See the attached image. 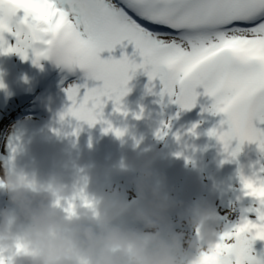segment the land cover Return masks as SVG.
<instances>
[{
  "label": "bare ground",
  "instance_id": "1",
  "mask_svg": "<svg viewBox=\"0 0 264 264\" xmlns=\"http://www.w3.org/2000/svg\"><path fill=\"white\" fill-rule=\"evenodd\" d=\"M57 1L69 10L70 17L74 20L81 35L89 39L105 56L109 66L108 79L106 83H100L101 89L98 94L107 90L111 85L118 86L116 98L124 101H145L148 104L147 113L143 116L136 135L128 140L108 127L98 126L81 112L82 93L94 91L96 86H99L97 81L81 77L64 85L68 111L64 118L58 120L65 129L66 137L82 150L84 157L89 161L91 182L87 187L82 188L71 181L66 170L57 162L52 146L46 137L45 118L32 116L29 110L24 108L27 100L13 102V96L6 98L11 100H7L6 105L0 104V128L4 125L3 121L7 122V117L11 116L9 111L21 110L30 115L16 124L18 126L10 138L9 155H7L8 158L5 157L8 162L6 165L9 166L6 171L12 175H9L11 183L9 184L7 181L8 192L4 205L7 208V220L0 231V246L11 245L22 239L24 235L33 233L34 226L43 217L56 210L57 207L76 201L85 192L93 191L95 193L99 190H107L114 195H127V190L132 189L135 175L131 173L118 175L115 172L114 168L120 154L123 151L135 149L146 142H153L157 145L160 141H164L165 133L169 132L168 134H170L174 131V122L171 131L170 125L176 119L177 111L170 105V100H172L170 98L173 97L170 91L174 90L175 92V88L174 85H169L164 80L168 77L174 78L176 74L174 71H163L162 59L175 52L194 51L208 42L198 36L178 38L151 32L128 17L114 0ZM88 24L97 31V36H89L87 27L90 26ZM5 25H10V22ZM222 35L225 37L237 36L236 34ZM238 35L264 36V24L247 34ZM158 63H160V68H158ZM230 72L234 76H242L244 82L247 81L248 75L258 77L262 74L255 64H241L236 62L232 56L223 54L205 66L202 78L208 87L216 89L220 80ZM133 75L143 80L140 85L131 83ZM59 82H63L62 77L59 78ZM198 86L196 82H189L188 89L192 92ZM163 91L168 93V97L158 96V93ZM207 103L208 100L198 107L190 105L187 111L188 122L195 123L194 127L189 129L188 134L190 141L197 148H202L203 131H206V127L216 119L211 116L214 104ZM255 126L259 135L258 139H263L264 98L261 99L257 109ZM226 136L228 137L227 132H225L223 140L227 138ZM262 143L264 146V140ZM263 150L261 147L250 154L254 165L260 169L262 177L264 175ZM165 163L166 161L161 164V167ZM191 164L195 165L198 172L212 168L219 170L220 188H228L230 176L227 172L228 162L225 157L220 156L215 165L213 163L205 165L199 158L192 161ZM184 166L185 163L182 162L179 167H172L176 173H180ZM179 182V177L173 173L161 176L158 172L157 175L152 176L154 189L174 200V206L177 201L176 189ZM193 182L186 186L193 192H204L210 197L212 194L215 197H220L222 194L220 191L214 194L210 187L205 188L196 179ZM235 191L236 188L233 198H229V202L232 199L234 204L230 219L236 212ZM245 202L246 208H249V201ZM225 217L227 220V215L224 214L218 221H215L216 229L225 222ZM147 222L131 220L124 224V227H134L136 232H140V225L151 224ZM117 224L116 222L107 224L92 220L77 221L67 227L42 231L34 235L29 247L18 256L8 260L0 257V261L4 259L5 264H137L133 257L136 255L133 248L123 246L116 238L115 232L119 228ZM162 231V228L156 230L152 235L154 241ZM218 231L221 234L222 242L217 249L221 250L224 236L221 230L218 229ZM241 235L243 236L242 248L249 249L254 241L258 240L248 230L243 231ZM196 238L203 245L202 237L198 235ZM198 242L196 244L191 242L190 246L200 254L202 252L199 251ZM208 250L205 248V251ZM153 251H157L154 242L148 252ZM240 251L245 253V257L246 251L242 249ZM136 259L138 260V256Z\"/></svg>",
  "mask_w": 264,
  "mask_h": 264
},
{
  "label": "rangeland",
  "instance_id": "2",
  "mask_svg": "<svg viewBox=\"0 0 264 264\" xmlns=\"http://www.w3.org/2000/svg\"><path fill=\"white\" fill-rule=\"evenodd\" d=\"M74 15V14H73ZM88 26H90L88 24ZM87 31L89 36L94 37L97 36V31L94 28L87 27ZM0 43L8 50V52L13 56L16 65L18 66L21 80L18 85V93L13 98V102H16L17 100L22 101L20 98V92L21 89L28 85V74L31 72V65H30V40L26 36L25 33H23L20 29L13 27L12 24L9 27H5L2 24H0ZM158 68H160V63H158ZM167 83V80H165ZM66 84V82H65ZM161 93H158V96H160ZM2 89L0 86V104L6 105L5 99L2 97ZM18 102V101H17ZM27 103V101H25ZM212 102V101H211ZM25 103V104H26ZM213 103V102H212ZM195 104V103H194ZM22 105V104H20ZM23 106V105H22ZM209 106V105H208ZM25 109L26 108L24 107ZM11 116L7 117V122L5 120L3 121V126L0 128V176L7 179V181L10 182L9 175H12L10 172H7L6 169H8L6 164L8 162L5 160V157L8 158V147L10 144V138L11 135L14 134L15 128L18 126L17 123H20L21 120L30 114L28 112H22L21 110L17 111H9L8 112ZM211 116H214L216 118L210 125L206 127V131L204 132V142L202 145V153L201 156V162L205 165H208L213 162V146H212V135L215 130H217L220 126H222V123H224L227 120V116L224 113H218L214 111L212 108V114ZM221 118V121H217V119ZM174 120L171 122L170 130L172 129ZM264 132V131H263ZM169 132L164 134V137H167V134ZM209 136V141H207V137ZM258 131H257V139H258ZM261 138V134H260ZM259 140V139H258ZM263 139L259 140V145L264 149ZM161 144V141L159 142V145ZM264 151V150H263ZM240 152V144L236 141V139L233 137L231 133H229L227 139L223 141L221 145V154L222 157H225V160L228 162V174L230 176V183L228 185V188H220V185L218 186L217 190H214L215 193L222 192V194L219 196H216V202L219 208V211L222 213V216L227 215V220L225 217V222L221 224L219 227H217L219 230H221V233H223L224 236V244L223 248L220 251L222 259L221 264H233L237 258H241L243 260V264H264V243L257 240L254 241V243L250 246L249 249L242 248V239L243 236H236L234 234V226H235V219L237 213L235 212L233 214V218H231L232 215V207H234L233 200L231 199V202H229V198H231L234 195V189L237 187L239 182L237 181V159L239 157ZM189 157L187 160H190ZM189 165H185L184 168H182L180 173H176V171L172 168L171 164L167 163L165 164V167L161 169V175H168L170 173H173L179 177V186H177L176 194H177V208L171 213L169 218L166 220L165 223L161 224H148V225H140V233L146 234L150 237L148 239L149 244L155 243V247L159 249V253L156 252V255H148L146 252L143 254L146 255L145 260H142L140 258L141 253L134 251L135 254L138 256V260L136 259L137 256L134 255V260L137 264H151L150 257L154 258L156 260L155 264H190L192 258L198 254L196 250H193L189 243L193 240L195 242V225L197 223V219L194 218V215L191 213V200H195L197 197L207 195L206 193H196L191 191L189 188H187L185 185L187 183L183 182L185 181L184 173L183 171L185 168H187ZM214 169H208L206 171L197 172L198 174V181H201L203 183V186L207 188V176L209 173H211ZM15 172V170H12ZM220 172V171H219ZM220 175V173H219ZM183 186V187H180ZM220 188V190H218ZM132 189L127 190V196L130 195V192ZM216 193V194H217ZM233 198V197H232ZM222 201V202H221ZM221 202V204H220ZM249 212L252 213L253 216L257 215L260 216L264 220V205L254 204L250 203V208L248 209ZM183 214V215H182ZM185 214V215H184ZM138 228V227H137ZM158 228H162L163 231L160 236L157 237V239L154 241L152 238V235L156 232ZM145 235V236H146ZM173 237L175 239H173ZM164 239L171 240L173 242V245L171 247L165 248L162 246V242ZM199 246H201L200 242L198 243ZM185 245V248H184ZM201 248V247H200ZM240 249L243 251H246V256L244 257V252H241ZM132 251V250H130ZM199 251H203L200 249ZM205 252V251H203ZM160 255V256H158ZM136 257V258H135Z\"/></svg>",
  "mask_w": 264,
  "mask_h": 264
}]
</instances>
